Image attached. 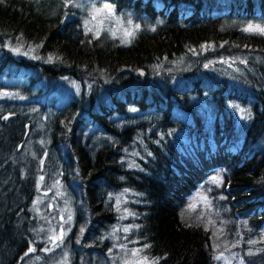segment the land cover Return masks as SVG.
<instances>
[{"label": "trees", "instance_id": "16d2710c", "mask_svg": "<svg viewBox=\"0 0 264 264\" xmlns=\"http://www.w3.org/2000/svg\"><path fill=\"white\" fill-rule=\"evenodd\" d=\"M81 1L0 0V79L26 80L0 82V264H264V0H88L131 16L125 45L81 34ZM64 77L81 92L57 104ZM48 155L76 186L58 247L29 209Z\"/></svg>", "mask_w": 264, "mask_h": 264}, {"label": "rangeland", "instance_id": "374dc122", "mask_svg": "<svg viewBox=\"0 0 264 264\" xmlns=\"http://www.w3.org/2000/svg\"><path fill=\"white\" fill-rule=\"evenodd\" d=\"M77 5H79L77 9L80 12L78 25H80L81 34L90 33L91 36H96L98 34L105 33L113 39H119V41L123 45H125L130 42L135 32H137L138 30L136 29L137 24L133 23V19L131 18V16L125 13H118V11L114 7H111L110 4H96L94 2L91 3L86 0L76 3L74 6ZM248 25L256 26L258 25V23H247L246 27L244 28H247ZM128 33H131V35H128ZM248 33L251 34L257 32ZM0 82H2L9 88V90L11 91V93L9 92V97L12 100L13 98H15L16 95L13 90L22 88V86L26 84V80H24L23 78H1ZM53 84V93H55V100L57 104L63 103L66 98H75L80 95L81 85L78 81H74L71 77H64L63 79H58L51 83V86ZM2 97H4V94L3 92H0V98ZM18 99L22 100L20 98ZM134 118L137 119V122H140V120L143 119H146V121L149 122L152 116L148 115L146 116V118L139 117V119L138 117ZM48 129L49 127L47 126V123L44 121V119L40 124L36 126L35 132L30 136V138L26 142L27 145H30L28 146L30 151L31 148H35L34 151L36 152V147H40V153H42V155L44 156L47 155L46 152L48 143ZM35 144L36 147H34ZM98 145L99 142H97V146ZM131 154L134 156H139L137 148H134L133 145L130 146L128 152V155ZM50 157H52V155L47 156V161L41 159V162L44 161L41 166V170L43 172L37 177V188L40 196H38V198H34V200L31 202V205H29V209L36 215H39L40 213H43L46 210L48 211V216L50 218L49 221L45 223L46 225L40 227L37 232L39 235H42L40 238V242L48 241L49 244H55L58 247L63 244L65 238V242L67 243V239L71 236L73 227L75 226L73 203L76 197L74 192L76 186L73 182L72 187L67 185L66 181L63 180V171H52L53 165H56L54 164L55 161L52 162V159ZM41 177H43V180H41ZM196 202H205L204 197L202 195L197 196L196 199H193L189 205L195 207ZM61 233H63L62 239H60ZM79 235L81 236L82 232ZM69 242L71 241L69 240ZM114 247H117V245L114 244L113 248ZM116 253H118V251H116ZM66 257L67 256L62 253L60 261L55 264H67ZM214 260V264H230L227 257L224 256V254L222 253H216ZM236 264H243V262L238 261L236 262Z\"/></svg>", "mask_w": 264, "mask_h": 264}, {"label": "snow or ice", "instance_id": "6c2138e0", "mask_svg": "<svg viewBox=\"0 0 264 264\" xmlns=\"http://www.w3.org/2000/svg\"><path fill=\"white\" fill-rule=\"evenodd\" d=\"M152 31H155V28L151 29ZM246 32H259V33H264V28H261L259 25L253 26V25H248L247 28L244 29ZM128 35H131V33H128ZM208 46L205 45L204 48H207ZM135 111V109H133ZM41 180H43V177H41ZM39 202V201H38ZM125 231H128L129 229H124ZM83 231V229H81ZM63 238V233H61L60 239Z\"/></svg>", "mask_w": 264, "mask_h": 264}, {"label": "water", "instance_id": "95a60500", "mask_svg": "<svg viewBox=\"0 0 264 264\" xmlns=\"http://www.w3.org/2000/svg\"><path fill=\"white\" fill-rule=\"evenodd\" d=\"M145 72L143 70H137L136 74L134 75L135 81H142L145 77Z\"/></svg>", "mask_w": 264, "mask_h": 264}, {"label": "bare ground", "instance_id": "6f19581e", "mask_svg": "<svg viewBox=\"0 0 264 264\" xmlns=\"http://www.w3.org/2000/svg\"><path fill=\"white\" fill-rule=\"evenodd\" d=\"M145 74H146V73H145ZM145 78H146V75H145L144 79H145ZM144 79H143V80H144ZM143 80H142V81H143ZM142 81H138V82H142ZM136 82H137V81H136ZM138 82H137V83H138ZM73 197H74V195H73ZM52 203H54V202H52ZM62 204H63V203H62ZM70 204H71V203H70ZM70 208H71V207H70ZM72 212H73V211H72ZM50 213H51V212H50ZM65 255H66V254H65Z\"/></svg>", "mask_w": 264, "mask_h": 264}]
</instances>
